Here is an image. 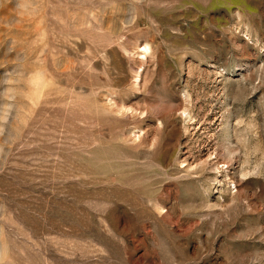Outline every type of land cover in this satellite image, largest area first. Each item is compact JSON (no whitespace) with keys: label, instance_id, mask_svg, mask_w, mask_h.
I'll return each instance as SVG.
<instances>
[{"label":"rangeland","instance_id":"1","mask_svg":"<svg viewBox=\"0 0 264 264\" xmlns=\"http://www.w3.org/2000/svg\"><path fill=\"white\" fill-rule=\"evenodd\" d=\"M0 264H264V0H0Z\"/></svg>","mask_w":264,"mask_h":264}]
</instances>
